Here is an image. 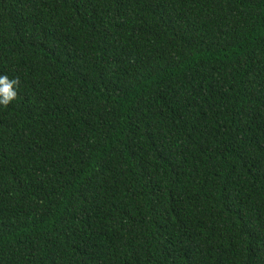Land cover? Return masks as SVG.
Instances as JSON below:
<instances>
[{"label":"trees","instance_id":"16d2710c","mask_svg":"<svg viewBox=\"0 0 264 264\" xmlns=\"http://www.w3.org/2000/svg\"><path fill=\"white\" fill-rule=\"evenodd\" d=\"M0 264H264V0H0Z\"/></svg>","mask_w":264,"mask_h":264},{"label":"clouds","instance_id":"9594fccd","mask_svg":"<svg viewBox=\"0 0 264 264\" xmlns=\"http://www.w3.org/2000/svg\"><path fill=\"white\" fill-rule=\"evenodd\" d=\"M17 79H9L5 75H0V106H7L11 101L16 98L15 86Z\"/></svg>","mask_w":264,"mask_h":264}]
</instances>
